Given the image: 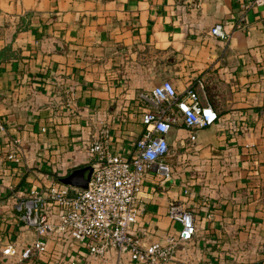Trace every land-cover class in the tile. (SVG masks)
<instances>
[{
	"label": "crops",
	"instance_id": "crops-1",
	"mask_svg": "<svg viewBox=\"0 0 264 264\" xmlns=\"http://www.w3.org/2000/svg\"><path fill=\"white\" fill-rule=\"evenodd\" d=\"M217 22L227 38L210 33ZM165 78L218 117L193 141L173 124L170 175L146 170L133 230L146 241L177 233L167 207L180 199L197 231L176 264H264V4L243 0H0V264H142L52 233L21 259L33 232L10 192L90 165L83 144L101 119L112 149L131 156L144 131L137 92Z\"/></svg>",
	"mask_w": 264,
	"mask_h": 264
},
{
	"label": "built area",
	"instance_id": "built-area-1",
	"mask_svg": "<svg viewBox=\"0 0 264 264\" xmlns=\"http://www.w3.org/2000/svg\"><path fill=\"white\" fill-rule=\"evenodd\" d=\"M249 4H264V0H243ZM210 33L227 38L220 22ZM144 108L140 120L144 131L135 141L131 156L112 149L108 122L100 120L96 133L84 140V150L92 167L85 187L63 183L49 177L42 185H30L21 190L11 188L14 208L20 220L33 232L30 245L20 257L29 260L47 248L49 233L62 236L65 243H78L91 255L105 258L114 247L117 260L123 254L142 264H176L177 249L187 248L196 234L193 210L180 199H170L168 216L179 222L175 234L162 240L146 241L132 228L142 212L138 194L147 169H154L164 177L170 168L164 158L170 154L167 133L181 119L189 130V139L196 138L195 130L217 120L218 114L209 102H203L198 92L189 87L180 92L170 79H163L148 90L137 92ZM17 140L12 141L7 158L16 160ZM188 190L185 189V192ZM13 253V244L2 249Z\"/></svg>",
	"mask_w": 264,
	"mask_h": 264
},
{
	"label": "water",
	"instance_id": "water-1",
	"mask_svg": "<svg viewBox=\"0 0 264 264\" xmlns=\"http://www.w3.org/2000/svg\"><path fill=\"white\" fill-rule=\"evenodd\" d=\"M91 170V165L74 168L65 176L60 177V180L66 184L85 187L90 177Z\"/></svg>",
	"mask_w": 264,
	"mask_h": 264
},
{
	"label": "trees",
	"instance_id": "trees-1",
	"mask_svg": "<svg viewBox=\"0 0 264 264\" xmlns=\"http://www.w3.org/2000/svg\"><path fill=\"white\" fill-rule=\"evenodd\" d=\"M209 103H210V102H209ZM210 104H211V103H210ZM211 105H212V104H211ZM55 178L60 180L59 175H55Z\"/></svg>",
	"mask_w": 264,
	"mask_h": 264
}]
</instances>
